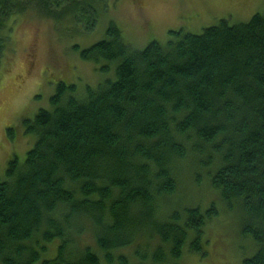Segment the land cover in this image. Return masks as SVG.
I'll use <instances>...</instances> for the list:
<instances>
[{
    "label": "trees",
    "instance_id": "16d2710c",
    "mask_svg": "<svg viewBox=\"0 0 264 264\" xmlns=\"http://www.w3.org/2000/svg\"><path fill=\"white\" fill-rule=\"evenodd\" d=\"M94 4L0 0V57L17 17L80 23L97 17ZM170 35L166 46L133 50L111 24L104 40L73 48L102 73L114 67V79L84 97L57 79L50 110L24 121L36 142L0 179V264H36L56 243L40 264H132L126 250L139 264L200 255L218 212L173 203L185 198L182 168L193 187L205 183L238 210L240 234L257 248L243 264H264V11Z\"/></svg>",
    "mask_w": 264,
    "mask_h": 264
},
{
    "label": "rangeland",
    "instance_id": "374dc122",
    "mask_svg": "<svg viewBox=\"0 0 264 264\" xmlns=\"http://www.w3.org/2000/svg\"><path fill=\"white\" fill-rule=\"evenodd\" d=\"M94 3L97 17L86 14L80 23L57 24L33 13L16 18L8 48L0 57L1 180L6 177L9 162L17 158L23 165L27 152L33 148L36 139L24 134L23 123L34 120L40 110H50L57 79L75 85L82 97L87 87L95 89L105 80L114 79V67L109 66V71L102 73L101 66L80 60L73 50L75 46L84 50L104 40L111 24L119 28L123 41L133 50H143L151 42L166 46L172 37L170 32L200 35L221 21L229 25L245 24L264 11V0H94ZM7 129L11 130L12 139ZM182 169L178 181L185 198L176 196L173 203L183 209L199 205L202 211L214 206L218 215L204 228L202 253H189L186 249L181 259L171 264H243L251 259L257 248L252 239L240 234L243 219L238 210L228 211L212 192H207L205 183L200 188L193 187L185 168ZM83 239L94 245L90 236ZM56 248L57 243L36 264L53 259ZM123 253L132 264H139L132 251Z\"/></svg>",
    "mask_w": 264,
    "mask_h": 264
}]
</instances>
